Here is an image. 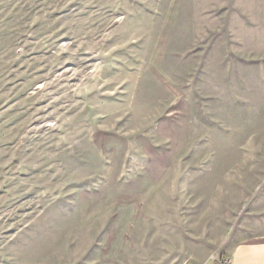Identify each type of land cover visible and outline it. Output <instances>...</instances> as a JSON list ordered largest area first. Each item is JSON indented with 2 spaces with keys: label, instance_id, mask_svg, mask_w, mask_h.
I'll use <instances>...</instances> for the list:
<instances>
[{
  "label": "rangeland",
  "instance_id": "1",
  "mask_svg": "<svg viewBox=\"0 0 264 264\" xmlns=\"http://www.w3.org/2000/svg\"><path fill=\"white\" fill-rule=\"evenodd\" d=\"M180 118L139 238L263 240L264 0H0V264H97L85 198Z\"/></svg>",
  "mask_w": 264,
  "mask_h": 264
},
{
  "label": "crops",
  "instance_id": "2",
  "mask_svg": "<svg viewBox=\"0 0 264 264\" xmlns=\"http://www.w3.org/2000/svg\"><path fill=\"white\" fill-rule=\"evenodd\" d=\"M183 97V99L181 98ZM185 103V96L180 95ZM182 108L181 110L185 109ZM157 129L169 146L154 153L139 152L140 161L128 169V159L109 166L107 185L94 201L85 198L79 219L98 237L97 264H264V239L234 246L220 258L204 259L189 254L182 244L164 242L148 249L157 240L139 238L148 201L167 183L176 154L184 147L189 131L187 118L166 120ZM127 171V172H126ZM160 241V240H159Z\"/></svg>",
  "mask_w": 264,
  "mask_h": 264
}]
</instances>
